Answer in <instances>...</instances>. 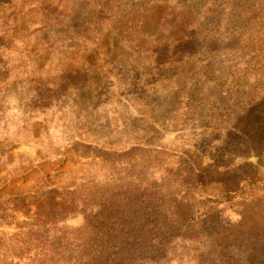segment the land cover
Returning <instances> with one entry per match:
<instances>
[{
    "label": "rangeland",
    "instance_id": "1",
    "mask_svg": "<svg viewBox=\"0 0 264 264\" xmlns=\"http://www.w3.org/2000/svg\"><path fill=\"white\" fill-rule=\"evenodd\" d=\"M1 169L0 264H264V0H0Z\"/></svg>",
    "mask_w": 264,
    "mask_h": 264
},
{
    "label": "trees",
    "instance_id": "2",
    "mask_svg": "<svg viewBox=\"0 0 264 264\" xmlns=\"http://www.w3.org/2000/svg\"><path fill=\"white\" fill-rule=\"evenodd\" d=\"M68 194L70 193H67V195ZM64 200L66 202L68 199L66 200L63 198L62 201H58L56 198H53L51 196L47 197L46 203L48 206V212L44 218H36L33 223L36 228L28 230L27 232L21 231L12 235L14 241H16V244L19 247V261L27 258L26 255L30 254V251H32L33 249H40L36 254L39 258L33 259L35 262L58 263L62 258H66L65 252H67V249L70 248L67 243V237L69 238V235H73L74 233L68 230L61 231L56 225L58 223V220L56 219L59 216L60 210H65ZM69 203L70 204H68L67 206H72L74 210V201L71 200L69 201ZM2 210L6 211L5 209H0V211ZM67 213L68 212H66L65 215ZM3 217L9 216L1 215L0 219ZM25 225L29 226L30 223H25ZM20 227L21 225H19V228ZM56 230L57 232L58 230L61 231V233L58 234V232L55 234ZM23 255H25V257ZM77 262L81 263L82 259H78Z\"/></svg>",
    "mask_w": 264,
    "mask_h": 264
},
{
    "label": "crops",
    "instance_id": "3",
    "mask_svg": "<svg viewBox=\"0 0 264 264\" xmlns=\"http://www.w3.org/2000/svg\"><path fill=\"white\" fill-rule=\"evenodd\" d=\"M23 140H24V139H23ZM13 151H14V149H13ZM0 171H1V172H0V175H1L2 171H4V169H1ZM12 178H13V177H12ZM12 178H10L9 180H12ZM15 178H17V177H15ZM34 179H35V178H33L32 180H34ZM1 182H2V181H1ZM3 186H4V185H0V189L3 188ZM5 186H6V185H5ZM5 188H6V187H5Z\"/></svg>",
    "mask_w": 264,
    "mask_h": 264
}]
</instances>
